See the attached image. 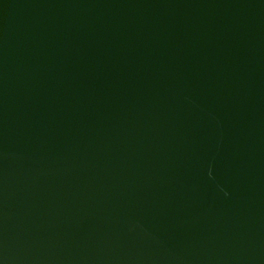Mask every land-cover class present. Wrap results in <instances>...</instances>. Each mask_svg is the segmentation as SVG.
Masks as SVG:
<instances>
[{"label": "water", "instance_id": "obj_1", "mask_svg": "<svg viewBox=\"0 0 264 264\" xmlns=\"http://www.w3.org/2000/svg\"><path fill=\"white\" fill-rule=\"evenodd\" d=\"M0 264H264V0H0Z\"/></svg>", "mask_w": 264, "mask_h": 264}]
</instances>
